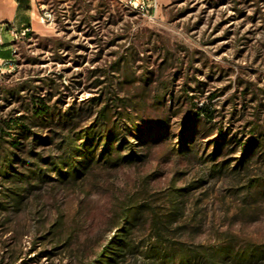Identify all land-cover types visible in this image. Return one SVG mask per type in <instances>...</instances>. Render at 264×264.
I'll list each match as a JSON object with an SVG mask.
<instances>
[{
  "label": "rangeland",
  "instance_id": "rangeland-1",
  "mask_svg": "<svg viewBox=\"0 0 264 264\" xmlns=\"http://www.w3.org/2000/svg\"><path fill=\"white\" fill-rule=\"evenodd\" d=\"M30 1L0 264H264V0Z\"/></svg>",
  "mask_w": 264,
  "mask_h": 264
},
{
  "label": "crops",
  "instance_id": "crops-1",
  "mask_svg": "<svg viewBox=\"0 0 264 264\" xmlns=\"http://www.w3.org/2000/svg\"><path fill=\"white\" fill-rule=\"evenodd\" d=\"M30 4V0H0V59H14L16 44L11 29L19 32L33 26L35 12Z\"/></svg>",
  "mask_w": 264,
  "mask_h": 264
},
{
  "label": "built area",
  "instance_id": "built-area-1",
  "mask_svg": "<svg viewBox=\"0 0 264 264\" xmlns=\"http://www.w3.org/2000/svg\"><path fill=\"white\" fill-rule=\"evenodd\" d=\"M53 18V14L48 9H42V13L40 16L41 22L49 21ZM30 28H25L21 31H16L15 29H11V35L13 37V41L18 39L27 38V34L30 32ZM14 54L16 53V49L13 51ZM14 59H0V70L8 69L11 70L14 68Z\"/></svg>",
  "mask_w": 264,
  "mask_h": 264
},
{
  "label": "trees",
  "instance_id": "trees-1",
  "mask_svg": "<svg viewBox=\"0 0 264 264\" xmlns=\"http://www.w3.org/2000/svg\"><path fill=\"white\" fill-rule=\"evenodd\" d=\"M30 35H31V33H28V36H30ZM40 103H41L40 106L39 105H36V107H35V113L37 115H39V116H42V115H45V114L48 113L49 108L47 107L46 104H44V102H40ZM16 124H17V122H16ZM243 147H244L245 152L248 151L250 149V147H251L250 142L249 141L245 142V144L243 145ZM120 236H125V235L120 234ZM123 238L124 237H119L117 239L115 238L117 240L116 244L119 245L120 244L119 242L124 241ZM111 261H112L111 257H108V259H106V260L104 259L103 261H101L100 264H111Z\"/></svg>",
  "mask_w": 264,
  "mask_h": 264
}]
</instances>
